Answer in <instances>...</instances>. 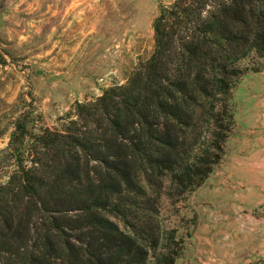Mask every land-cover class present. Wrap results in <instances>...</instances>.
Instances as JSON below:
<instances>
[{"label":"trees","instance_id":"1","mask_svg":"<svg viewBox=\"0 0 264 264\" xmlns=\"http://www.w3.org/2000/svg\"><path fill=\"white\" fill-rule=\"evenodd\" d=\"M151 29L125 83L75 102L56 127L21 101L0 150V264H174L157 199L219 162L231 85L257 70L242 65L249 54L264 56V0H172Z\"/></svg>","mask_w":264,"mask_h":264},{"label":"rangeland","instance_id":"2","mask_svg":"<svg viewBox=\"0 0 264 264\" xmlns=\"http://www.w3.org/2000/svg\"><path fill=\"white\" fill-rule=\"evenodd\" d=\"M171 1L0 0V150L29 95L52 128L75 102L124 84L152 50L158 7ZM242 65L257 70L231 85L219 162L193 190L164 188L157 199L160 237L171 232L179 247L174 264H264V56ZM7 169L0 157V178Z\"/></svg>","mask_w":264,"mask_h":264}]
</instances>
